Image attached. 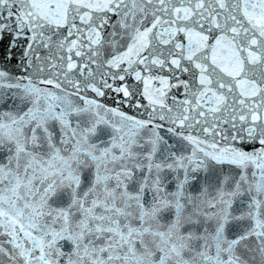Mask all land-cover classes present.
<instances>
[{
    "label": "snow or ice",
    "instance_id": "snow-or-ice-1",
    "mask_svg": "<svg viewBox=\"0 0 264 264\" xmlns=\"http://www.w3.org/2000/svg\"><path fill=\"white\" fill-rule=\"evenodd\" d=\"M0 264H264V0H0Z\"/></svg>",
    "mask_w": 264,
    "mask_h": 264
}]
</instances>
